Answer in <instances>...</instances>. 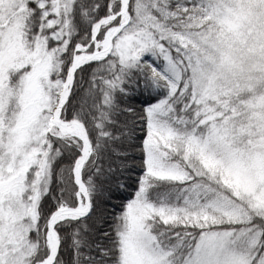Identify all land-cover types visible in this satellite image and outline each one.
<instances>
[{
  "label": "snow or ice",
  "instance_id": "6c2138e0",
  "mask_svg": "<svg viewBox=\"0 0 264 264\" xmlns=\"http://www.w3.org/2000/svg\"><path fill=\"white\" fill-rule=\"evenodd\" d=\"M0 264H264V0H0Z\"/></svg>",
  "mask_w": 264,
  "mask_h": 264
}]
</instances>
